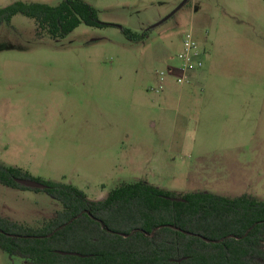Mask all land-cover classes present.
<instances>
[{
	"label": "rangeland",
	"instance_id": "obj_1",
	"mask_svg": "<svg viewBox=\"0 0 264 264\" xmlns=\"http://www.w3.org/2000/svg\"><path fill=\"white\" fill-rule=\"evenodd\" d=\"M58 6L64 0H0ZM102 27L40 39L34 20L0 26V163L103 200L147 182L181 196L264 201V0H85ZM127 28L142 34L129 40ZM192 31L204 68L159 73ZM173 76V77H172ZM63 206L0 184V214L40 227ZM0 264H29L0 250Z\"/></svg>",
	"mask_w": 264,
	"mask_h": 264
},
{
	"label": "trees",
	"instance_id": "obj_2",
	"mask_svg": "<svg viewBox=\"0 0 264 264\" xmlns=\"http://www.w3.org/2000/svg\"><path fill=\"white\" fill-rule=\"evenodd\" d=\"M17 15L35 21L38 38L55 41L82 24L106 26L85 0L58 6L16 1L0 8V26ZM150 30L122 28L133 42ZM18 179L32 178L0 163L1 185L46 192L63 206L40 227L0 214V250L29 264H264V201L248 194L231 198L200 191L177 197L142 181L91 200L70 184L38 180L45 188L32 189Z\"/></svg>",
	"mask_w": 264,
	"mask_h": 264
},
{
	"label": "built area",
	"instance_id": "obj_3",
	"mask_svg": "<svg viewBox=\"0 0 264 264\" xmlns=\"http://www.w3.org/2000/svg\"><path fill=\"white\" fill-rule=\"evenodd\" d=\"M182 45L181 51L175 57L171 58L176 63L170 64L167 70L159 73V86L152 89V91H156L157 93L162 92L165 89L164 83L166 79L171 75L174 76L178 85L187 84L193 81L204 68L205 53L201 51L192 31L186 34Z\"/></svg>",
	"mask_w": 264,
	"mask_h": 264
},
{
	"label": "water",
	"instance_id": "obj_4",
	"mask_svg": "<svg viewBox=\"0 0 264 264\" xmlns=\"http://www.w3.org/2000/svg\"><path fill=\"white\" fill-rule=\"evenodd\" d=\"M187 1L188 0H185L177 10H179ZM17 182L25 187L32 188V189H44L45 188L44 184L38 181L32 180V179H18ZM59 253L63 255L69 254V255H75V256H82L81 254H78V253H66V252H59Z\"/></svg>",
	"mask_w": 264,
	"mask_h": 264
}]
</instances>
